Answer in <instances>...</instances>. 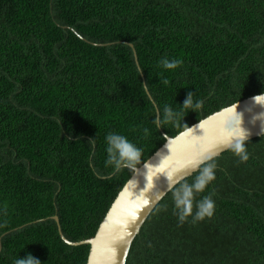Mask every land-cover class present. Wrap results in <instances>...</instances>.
Instances as JSON below:
<instances>
[{
  "label": "trees",
  "instance_id": "obj_1",
  "mask_svg": "<svg viewBox=\"0 0 264 264\" xmlns=\"http://www.w3.org/2000/svg\"><path fill=\"white\" fill-rule=\"evenodd\" d=\"M189 92L200 109L181 107ZM260 94L264 0H0V264H86L89 246L60 234L92 238L166 137ZM111 132L141 150L132 168L106 164ZM245 146L246 162L231 149L212 161L195 197L212 195L210 219L181 224L172 189L125 264H264V136Z\"/></svg>",
  "mask_w": 264,
  "mask_h": 264
},
{
  "label": "water",
  "instance_id": "obj_2",
  "mask_svg": "<svg viewBox=\"0 0 264 264\" xmlns=\"http://www.w3.org/2000/svg\"><path fill=\"white\" fill-rule=\"evenodd\" d=\"M237 119L247 132L245 142L264 136V94L224 108L174 138L166 137L164 145L150 159L132 168V176L112 202L92 238L78 243L69 242L62 234L61 238L69 245L89 246L86 264H125L144 222L173 186L206 164V156L215 159L231 149L226 145ZM53 220L58 223L56 217Z\"/></svg>",
  "mask_w": 264,
  "mask_h": 264
},
{
  "label": "clouds",
  "instance_id": "obj_3",
  "mask_svg": "<svg viewBox=\"0 0 264 264\" xmlns=\"http://www.w3.org/2000/svg\"><path fill=\"white\" fill-rule=\"evenodd\" d=\"M182 61L179 59L169 60L164 58L160 61V66L166 70H175L180 67ZM167 83V81H165ZM147 86V85H145ZM255 99V98H254ZM203 101H193V93L189 92L187 97L183 101L182 108L194 111L202 107ZM179 113L174 112L170 107L164 108L163 119L166 122H175L179 117ZM154 123H159L158 120H154ZM240 120H234L232 125V134L230 141L226 145L230 147L234 155L239 157L241 162H246L249 159V155L246 151L245 140L247 139V132L241 127ZM191 129V128H189ZM234 141V142H233ZM107 160L106 164L114 167L116 171H120L122 168H132L140 161L141 150L124 135L111 132L105 137ZM95 140L89 141V146L93 147ZM204 161H207L206 165L200 171V174L196 177L192 184L181 183L179 187H174L172 190V198L174 203V209L177 214L178 220L181 224L186 222L189 217L192 218V222L202 221L205 218H211L215 211V201L212 199V195L204 196L201 200L196 201V195L203 193L206 187L215 180L216 164L213 161L212 156H206ZM202 161V163L204 162ZM195 207V212L193 209ZM6 213V209H0ZM13 264H40V261L33 257L30 253L25 257H18L13 261Z\"/></svg>",
  "mask_w": 264,
  "mask_h": 264
},
{
  "label": "bare ground",
  "instance_id": "obj_4",
  "mask_svg": "<svg viewBox=\"0 0 264 264\" xmlns=\"http://www.w3.org/2000/svg\"><path fill=\"white\" fill-rule=\"evenodd\" d=\"M149 97V96H148ZM151 99V98H150ZM159 118V117H158ZM254 140V139H253ZM187 179V178H186ZM60 229V228H59Z\"/></svg>",
  "mask_w": 264,
  "mask_h": 264
}]
</instances>
